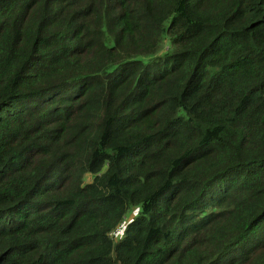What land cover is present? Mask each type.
<instances>
[{
	"label": "trees",
	"instance_id": "obj_1",
	"mask_svg": "<svg viewBox=\"0 0 264 264\" xmlns=\"http://www.w3.org/2000/svg\"><path fill=\"white\" fill-rule=\"evenodd\" d=\"M0 264H264V0H0Z\"/></svg>",
	"mask_w": 264,
	"mask_h": 264
},
{
	"label": "rangeland",
	"instance_id": "obj_2",
	"mask_svg": "<svg viewBox=\"0 0 264 264\" xmlns=\"http://www.w3.org/2000/svg\"><path fill=\"white\" fill-rule=\"evenodd\" d=\"M125 225V221L122 222L121 226L118 227V229L114 232L113 237L116 238L118 234H120L121 230L123 229Z\"/></svg>",
	"mask_w": 264,
	"mask_h": 264
}]
</instances>
